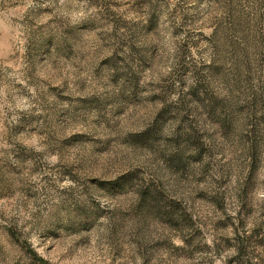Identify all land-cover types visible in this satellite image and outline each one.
<instances>
[{
  "label": "rangeland",
  "instance_id": "374dc122",
  "mask_svg": "<svg viewBox=\"0 0 264 264\" xmlns=\"http://www.w3.org/2000/svg\"><path fill=\"white\" fill-rule=\"evenodd\" d=\"M0 264H264V0H0Z\"/></svg>",
  "mask_w": 264,
  "mask_h": 264
}]
</instances>
